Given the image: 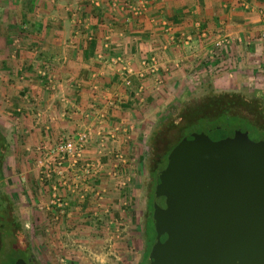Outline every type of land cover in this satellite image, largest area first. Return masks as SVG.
Segmentation results:
<instances>
[{"label":"crops","instance_id":"1","mask_svg":"<svg viewBox=\"0 0 264 264\" xmlns=\"http://www.w3.org/2000/svg\"><path fill=\"white\" fill-rule=\"evenodd\" d=\"M14 1L0 0V21L8 16L12 19L0 38L4 42L7 36L13 38L0 63V160L4 192L12 191L19 198L45 200V192L38 191L42 183L35 166L40 145L91 127L99 128L105 139L100 156L96 142L84 150L88 159H98L100 167L90 183L102 191L111 189L103 199L112 204H94L88 192L84 210L94 214L95 210L106 212L117 205V180L111 182L108 175V158L114 150L119 154L127 147L125 139L132 128L131 114L125 110L128 99H141L146 86L159 83L147 76L141 82L143 86L142 79L132 77L131 86H123L117 76V55L128 56L133 70L140 68L141 57L153 56L159 69L171 72L177 71L188 56L176 58V48L182 54L181 48L196 44L195 55H191L198 56L200 68L210 59V65L218 71L225 62L228 73L219 78L216 75L211 84L230 91L247 85L236 79L259 78L264 70V43L258 38L264 29V0ZM171 36L181 45L170 40ZM183 37L190 38L188 44L182 43ZM222 38L229 41L225 53L215 46ZM207 40L208 48L202 45ZM182 86L180 80L169 83V88L179 90ZM120 168V172L126 171ZM50 206L56 212V207ZM47 207L45 202L41 208L53 214ZM67 208L63 213L68 214Z\"/></svg>","mask_w":264,"mask_h":264},{"label":"rangeland","instance_id":"2","mask_svg":"<svg viewBox=\"0 0 264 264\" xmlns=\"http://www.w3.org/2000/svg\"><path fill=\"white\" fill-rule=\"evenodd\" d=\"M1 8L0 11H2ZM11 21L12 19L9 16L0 21V32L10 27ZM6 39L10 40L9 43L6 42ZM6 39L4 42V39L0 38V63L5 60L7 48L13 40L8 36ZM224 39L227 38L219 40L223 41ZM199 41L200 39L197 42ZM175 43L177 46L181 45L177 40H175ZM209 44L210 42L207 40L202 45L208 48L210 47ZM194 45L196 44H192L188 49L181 48V51H184L182 54L178 52V47L176 48L175 52L177 53L174 54L176 58H180L185 54L188 55L183 61L181 60L177 71L170 72L168 69L160 68L161 78L159 79L161 82L156 83L154 86L149 83L150 85L144 87V94L140 96L141 99L134 96L128 99L129 103L125 110H128L131 114L132 128L127 133L129 137L125 139L124 146L127 145V147H124L122 153H119L121 157L117 158L119 159L117 175L110 176L111 182L117 180V185L114 186L117 189L119 199L117 205L108 207L106 212H103V209L100 213L95 210L93 214L91 211L84 210L85 202L83 203V200L87 199V194L83 199L73 198L70 194H65L63 199L67 202L68 214H65V212L59 213L54 212L52 208L50 209V181L40 180L42 184L38 185L39 194L45 192L43 202H39L38 199L31 196L19 198L17 195H13L12 191L5 193L6 188L0 185L1 192L10 199L11 207L17 214L19 240L21 244L31 246V250L36 257L35 264H136L140 260L143 246L141 228L144 223L145 169L148 158H150L153 151H156L155 147L159 150L164 141L172 139L171 135H173L175 129L183 123L188 124L184 122L185 113L182 111H188L193 104L196 105L199 100L205 99L208 95L230 91L226 88L219 89L211 84L212 79L228 73L226 72L228 68L225 62L219 65L218 71H215V67L212 68L210 65V59H208L209 63H206L204 68H200V66H197L199 58L197 55L194 56ZM228 45L221 44L224 53V48ZM4 49L5 52H2ZM263 72L264 70L259 72V78H255L257 76L254 75V78L249 76L248 78L236 79L238 82H246L247 85L238 86V89L232 90V92L239 95L237 99L241 104L250 102L248 108L244 107L246 108L245 111L251 112V115L257 113V119L261 123L264 122V117L259 118L262 113L264 114V94L261 90L264 81ZM146 78L148 79L147 76L142 78L140 85L144 86L143 83L147 80ZM173 79L183 81V86L179 90L177 87L169 88V83ZM133 82L139 81L134 80ZM255 82L258 86L255 85ZM261 93L262 96H260ZM222 96L220 95V97ZM123 105L126 106V104ZM170 118L172 119L170 120ZM195 121L189 122H194L192 126L190 125L191 127L201 123L199 120L196 123ZM91 159L94 162L98 160L96 157ZM120 167L126 168V171L120 172ZM122 168L120 169L122 170ZM53 180L56 183L54 178ZM91 185L88 197H94V204H112L103 199V196L111 189L106 188L102 191V188H96L92 183ZM96 191L98 192L97 195L94 193ZM27 200L29 202H26ZM45 202L48 205L47 208L53 214H49L45 212L44 208H41L45 205ZM114 208L117 210H114ZM147 237L149 238L146 241L148 244L150 236ZM14 253H12L13 256H15ZM9 254L0 255V264H10L8 258L12 255Z\"/></svg>","mask_w":264,"mask_h":264},{"label":"water","instance_id":"3","mask_svg":"<svg viewBox=\"0 0 264 264\" xmlns=\"http://www.w3.org/2000/svg\"><path fill=\"white\" fill-rule=\"evenodd\" d=\"M243 141L195 133L173 148L176 204L162 211L146 264H264V144ZM188 175L196 182L183 186Z\"/></svg>","mask_w":264,"mask_h":264},{"label":"built area","instance_id":"4","mask_svg":"<svg viewBox=\"0 0 264 264\" xmlns=\"http://www.w3.org/2000/svg\"><path fill=\"white\" fill-rule=\"evenodd\" d=\"M131 7L128 5L127 8L130 9ZM258 38L264 43V29L260 31ZM169 39L176 40L172 36ZM189 40V37H183L181 41L183 44H188ZM222 43L227 46L229 41L227 39L220 40L215 43V46L221 47ZM127 57L117 55L115 58V61L120 63L117 76L123 86H129L132 77L142 79L145 76H150L155 82H160L161 76L155 57H141L138 60L140 68L137 70L131 68L128 64L129 57ZM108 136L109 138L113 137L112 135ZM104 139V134L99 128L85 127L60 136L52 144H42L38 147L39 155L35 159V166L39 170L40 180L50 181L51 200L49 204L56 207V212L63 213L64 207L67 205L66 200L63 199L65 194H70L73 198L83 199L90 190V181L98 174L100 167L84 155V150L88 145L96 142V152L100 156L103 152ZM117 157L120 158L121 156L117 154L116 149L108 158L109 166H107L109 169L107 170L110 176L117 175ZM94 193L95 195L98 194L97 191Z\"/></svg>","mask_w":264,"mask_h":264},{"label":"flooded vegetation","instance_id":"5","mask_svg":"<svg viewBox=\"0 0 264 264\" xmlns=\"http://www.w3.org/2000/svg\"><path fill=\"white\" fill-rule=\"evenodd\" d=\"M215 110H208L197 115L196 119L201 121L199 125L193 127L192 124L186 125L182 124L177 129L173 135L172 139L164 141L160 145L158 150L155 147L156 151H153L149 160L147 161V166L145 169L146 174V186L144 190V223L141 228L143 235V246L141 250V256L146 252L147 255L151 249L154 238L156 236V227L159 225L163 219L160 217L162 211L164 212L167 208H172L175 203V197L171 192L169 182H176V178L179 177L177 172L173 169L175 162L173 158H170V155L173 153V148L178 145L183 139H191L194 134L202 133L206 135L211 141H221L229 136H236L239 141L249 140L254 143L264 144V122H260L257 119L256 114H252L249 111H232L226 112L227 117H241L243 118L248 126L240 125L235 126L225 118L219 119L218 115L222 114ZM195 119V120H196ZM196 120L195 123L198 121ZM220 120V121H219ZM186 122V119L185 121ZM188 123V122H187ZM193 135V136H192ZM191 175L181 179L183 186L188 184L189 180L196 182L195 178H191ZM160 177L162 180H160ZM176 179V180H175ZM174 187V186H172ZM179 190V189H178ZM165 209V210H164ZM147 236H150V242L147 244L146 241L149 239ZM147 255L144 261L146 264ZM141 259V257H140ZM31 259L25 261L26 264L30 263Z\"/></svg>","mask_w":264,"mask_h":264},{"label":"trees","instance_id":"6","mask_svg":"<svg viewBox=\"0 0 264 264\" xmlns=\"http://www.w3.org/2000/svg\"><path fill=\"white\" fill-rule=\"evenodd\" d=\"M220 95L223 96L220 97ZM238 97L239 95L232 91L218 93L216 95L213 94L208 95L205 99L199 100V102L196 105L193 104L188 111H182L185 113L184 119H186V123L188 122V124L186 125H190L194 123V122L189 123L191 121H195L197 116L194 115H197L199 113L211 109L219 113H222L218 115L219 119L225 118L226 120H229V122H231L232 124L234 123L235 126H240V125L248 126V123H246V121L241 117L237 118L232 116L230 117L226 116L227 115L226 112L245 111V109L249 107L250 102L241 104L240 101L237 99ZM263 117L264 114L262 113V115H260L259 118L261 119ZM171 119L172 118H170V120ZM1 178L2 176H1V160H0V185L2 187L3 183L1 182ZM11 205L12 203L10 199L7 197L6 194L2 193L0 190V255L2 256V254L10 253L9 255H12V257L8 258L10 264H13L14 261L18 258H21L24 261L30 258L31 259L30 263L35 264L36 257L31 250V246L28 244H21L19 240V235H18L19 221L17 214L14 212ZM12 253H14L15 256H13ZM146 255H147V250L141 256V259L136 262V264H144Z\"/></svg>","mask_w":264,"mask_h":264}]
</instances>
